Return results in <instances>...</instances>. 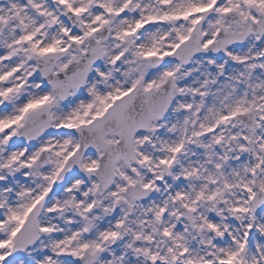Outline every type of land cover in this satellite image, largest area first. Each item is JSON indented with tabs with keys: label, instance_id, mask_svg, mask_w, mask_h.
Here are the masks:
<instances>
[{
	"label": "snow or ice",
	"instance_id": "1",
	"mask_svg": "<svg viewBox=\"0 0 264 264\" xmlns=\"http://www.w3.org/2000/svg\"><path fill=\"white\" fill-rule=\"evenodd\" d=\"M0 264H264V0H0Z\"/></svg>",
	"mask_w": 264,
	"mask_h": 264
}]
</instances>
